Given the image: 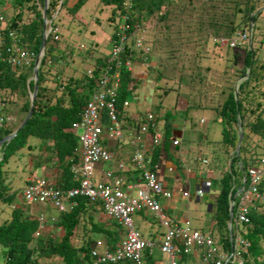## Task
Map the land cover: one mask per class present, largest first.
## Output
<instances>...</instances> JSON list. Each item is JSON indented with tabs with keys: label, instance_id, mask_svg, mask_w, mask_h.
Returning a JSON list of instances; mask_svg holds the SVG:
<instances>
[{
	"label": "trees",
	"instance_id": "16d2710c",
	"mask_svg": "<svg viewBox=\"0 0 264 264\" xmlns=\"http://www.w3.org/2000/svg\"><path fill=\"white\" fill-rule=\"evenodd\" d=\"M26 1H33L31 7L28 8L33 11V20L27 25H20L18 21L21 19V14L19 13L20 15L13 21L6 20L5 26L0 32L5 33L6 43L11 45L16 40V36L14 34L7 36V33L15 30L21 36L25 49L36 55L41 45L43 26L42 15L38 6L43 4V0H15V3L23 11L26 8L23 7V3ZM60 1L50 0L46 12L47 20L52 19ZM68 1L62 0L59 11L65 10L71 15V18L75 19V14L86 0H78L73 5H69ZM101 2L104 7L110 9L113 20L124 17L123 23L128 25L131 33L150 17L156 16L158 21L163 23V29L168 33L166 35L162 33L159 38L153 39L152 52L147 56L138 58L137 55L132 54L130 57L132 60H139L143 63L145 61L151 62L153 53L163 49L173 50L174 58L171 59V63L175 73L170 77L175 81L176 89L170 85H165L166 79L170 78L169 76L150 67L149 73L153 76L154 72L156 74L154 89L157 93L160 91L163 93L161 97L166 96L170 91H175L176 95L187 94L190 109H203L214 113L213 121L218 124L221 133L218 142L219 151L226 152L228 155L233 152L231 172L223 174L221 178L222 187L214 216L215 221L217 220L216 230L220 235V242L226 250H230L231 241L227 231V222L229 219L228 194L231 189L232 178L234 184L240 185L242 172L246 173L250 166V159L247 157L249 155L247 149L249 134L264 142V108L261 107L262 104L259 101L260 98L264 99V61L257 57L258 48L255 47L254 41V37L260 27L263 26L257 25L262 14H255L260 7L258 6L259 0H131L130 6L125 5V0H101ZM251 16L252 24L249 23ZM250 28L252 30L250 49L246 43L242 46L244 50L240 61L239 55L233 54L234 60H238V62L233 63L231 68L230 66L226 68L221 74V81L207 78L206 73L210 70L205 69L206 73H203L200 70L199 62L203 57L200 56V51L203 49L205 51L209 40L213 37L230 39L236 31ZM52 41V36L49 35L45 44V55L38 70V91L34 101L33 114L15 138L0 149V201L3 202L9 203L12 195L8 192L9 183L7 179L9 177L6 175L7 171H2V166L7 162L13 163L14 167L20 164H28L31 156H36L38 160L41 158L40 152L34 153L35 155L31 153L33 146L27 144L30 138L38 139V148L41 149V152L45 153L47 149L55 154L60 164L61 176L53 184L61 188L74 186L71 181L69 158L72 156L75 140L68 130L77 118L80 108L96 87L101 69L105 65V59L97 60L92 80L82 75L79 79L71 80L61 89L56 81L58 72L55 74L52 70L50 72L48 65L56 70L55 66L59 62L65 65V61L71 55L67 53L65 46H58V42ZM125 55L127 56V54ZM65 57L66 59H63ZM31 73L32 68L20 74L11 71L6 55L0 62V96L2 93L8 95L10 104L20 114V122L25 118L29 109L28 92L32 91L33 83L27 84V80ZM120 78L117 110H120L122 102L129 98L130 89L133 92L134 89L140 88V82L134 80L131 73L123 66L120 68ZM242 78L245 79L236 88L235 82ZM48 79V83L56 84L55 87L61 92V95L56 98L53 105H46L45 107L42 100L46 90L45 81ZM196 85L198 87L195 88ZM183 86L187 91L182 92ZM235 90L237 91L236 95ZM192 93H195L196 99H194L195 96H190ZM66 101L68 103L64 104ZM157 106L160 107L161 104ZM43 107L45 108L43 109ZM151 113L156 120L163 122L162 119H165V123L163 122L165 126L163 148L168 155L170 149L168 138L171 136L172 128H174L171 125L174 117H171L172 114L168 112L163 115ZM185 114L187 115L185 120L189 121L190 117L187 113ZM253 116L254 119H252ZM144 120L141 114L139 121ZM238 122L241 123L243 139L239 154L236 156L234 150L238 142ZM16 127L0 130V140L13 132ZM207 154L210 155L209 152ZM218 155L221 158V154ZM251 156L254 157L255 154ZM255 159L256 157H254V161ZM235 163L237 172H239V181L233 173ZM239 164H241V168ZM40 167L41 165L36 166L37 169ZM91 212L94 216L92 206L82 201L72 213L60 216L58 222L55 223V229L58 228L61 232L58 240L52 236L51 231H46L41 238L34 240L32 234L37 226L36 221L21 207L11 209L10 216L0 224V264H46L55 259L60 260L63 264L89 262V245L77 248L72 243V239L83 216L86 215L90 222H93L94 218L90 214ZM99 230L103 231L104 229L98 223H94L91 231L98 232ZM104 231L108 238L107 243L112 244L113 248L118 237L117 231ZM243 236L248 243V255L244 256L243 264H264V213L252 211L248 215V220L244 224ZM46 238L47 240L54 238L55 241L51 240L46 243ZM78 251L82 252L83 260L79 258Z\"/></svg>",
	"mask_w": 264,
	"mask_h": 264
},
{
	"label": "built area",
	"instance_id": "2783aa9c",
	"mask_svg": "<svg viewBox=\"0 0 264 264\" xmlns=\"http://www.w3.org/2000/svg\"><path fill=\"white\" fill-rule=\"evenodd\" d=\"M128 26L119 24L115 33V42L112 48V60L117 58L124 47L132 37L127 35ZM12 34H9L11 36ZM247 39L246 33H238L237 39L227 40L224 38L217 39L216 42L221 46L235 48L243 44ZM134 46L141 47V41L135 39ZM4 35L0 33V56L2 51L8 55L11 64L17 65L26 56L20 47L16 44L7 48L4 47ZM148 49L145 48L144 51ZM118 68L120 62L115 60ZM124 65L131 67V62L126 61ZM112 68H106L102 81L98 88L92 94L90 100L80 113L79 120L73 123L72 128L76 133L81 131L79 136V147L77 155L79 158V168L75 170L74 180L78 181L77 186L66 190L53 189L44 180H36L23 191V199L30 209L37 204L53 205L59 210L64 209V202L74 198H85L96 204L101 203L120 223L126 226L127 239L122 242L120 248L113 256L108 250L104 249L102 253L96 250L92 252L95 258L94 264H107L131 253H139L146 246H150L138 238L136 232L132 229L130 216L134 212H145L155 218L165 230L163 244L166 247L171 246L172 241L183 242L186 246H196L203 251L204 264H225L226 262L240 264L245 254H247V243L242 237L241 227L247 222L251 210L257 209L256 206L264 204V192L260 185L264 179V158L258 160L257 165L251 166L246 176L242 178V190L237 194V200L231 201L234 208V239L230 251H225L210 236L202 235L198 231L189 230V221H186L185 227L178 225L172 219L168 218L163 212L160 199H170L171 193L163 188V166L165 164L163 154H160L157 163L151 160V145L158 147L160 145L162 134L153 117L148 112L145 114V120L135 126L129 144L133 147L132 162L134 167L140 172L139 180L136 182H125L122 180L120 173L125 168L124 165L118 164L115 170L101 171L99 178H96V165L107 163L112 160V154L103 150L101 142L104 137L107 139L118 140L123 137V126L119 121L126 117L125 113L119 114L116 109L118 75L111 74ZM128 105L123 103V107ZM136 119V118H135ZM106 122V125H105ZM3 125V119L0 118V127ZM129 131L130 128H127ZM154 135L151 136L150 132ZM151 136V141L150 137ZM149 138V140H148ZM172 147L179 146L181 140L170 139ZM140 147H138V145ZM203 165H207V160H201ZM167 173L173 175L175 168L169 166ZM178 180L181 181L179 176ZM205 182L196 187L195 198L200 199L204 196L205 189L209 187ZM234 188V187H233ZM175 189L182 194V197L188 198V191L183 190L182 185L176 184ZM135 192L132 194V192ZM231 198V195H229ZM71 208L76 202H70ZM38 222H44V216L38 218ZM98 246L101 244L98 242ZM165 250V249H164Z\"/></svg>",
	"mask_w": 264,
	"mask_h": 264
},
{
	"label": "clouds",
	"instance_id": "9594fccd",
	"mask_svg": "<svg viewBox=\"0 0 264 264\" xmlns=\"http://www.w3.org/2000/svg\"><path fill=\"white\" fill-rule=\"evenodd\" d=\"M12 1L15 2V0H12ZM35 1H37V0H35ZM47 1H48V3H47V9H48L50 0H47ZM76 2H74V4ZM45 3H46V0H43V4L41 6H38V9L40 10L41 15H42L43 26L45 25V31L43 30V26H42V37H43V34H46V40L49 37V35H51L53 39L58 40L59 39V36L57 34V29L55 28V23H54L55 21L53 19L47 20L46 16H45V20L43 19V8L45 6ZM61 3H62V0L59 2V5H58L57 10L55 11L56 14H55L54 17H56V15L58 14L59 9L61 8L60 7L61 6ZM68 4H69V1H68ZM69 5H73V4H69ZM125 5L126 6H130L131 3L128 2L127 0H125ZM9 9H10V7H9ZM47 9H46V12H47ZM80 10L75 14V19H76L77 14L80 12ZM21 12H19V13H21ZM3 18H4L3 14L0 13V22H4L5 23L6 20L4 21ZM13 19H9V20H12L13 21ZM123 20H124V17H121L119 20H116L114 22V20L111 18V21L113 22V31H112L111 39H110V42H111L112 46H110V50H109V53L108 54L105 53V52H103L101 50L100 46H98L96 43L93 42L91 44V45H96V47H97V50L95 52L98 53V57L96 59L97 60H103V59H105V65L101 69L100 78L98 80V83L95 85L96 87L94 88L93 92L89 95V97L85 101L84 105L80 108V111L77 114V118L75 119V121L73 123H75V122H77L79 120L81 111L83 110V108L87 104L88 100H90L92 94L95 92V90L98 88L99 84L101 83L102 78H103V75L106 73V68L111 67L112 68L111 74L117 73V75H118L117 94L119 95L118 90L120 88V81H121V78H120V68L122 66L125 67L127 69V71L129 73H131V75L133 77V68H134L135 64L136 63H139L141 66L143 65V62H141L139 60H138L139 62L136 61V60H132V58L130 57L132 54H135V55L138 56V58H142L140 56V53H143V55H146V53L145 52H142V50L144 51V49L138 50L134 46V42H135L134 40L137 39V35H136V32L137 31L135 29L131 33L130 30H129V27H128V30H127V35L129 37H132V40H130L128 42V44H126V46L124 47V51H122L120 53V55L117 56V58H115L114 60H112V57H111L112 54L111 53H112V48H113V45H114V42H115V33L117 31V28H118L119 24H124L123 23ZM69 21L67 22L68 24H69ZM52 22H53V27H52ZM18 23H20V25H27L28 24V23H22V22H18ZM249 23L252 24L251 23V20H250ZM124 25H126V24H124ZM0 31H2V30L0 29ZM238 33H246L247 39H246V41L243 44H241L240 46H237V47H235L233 49H239V47H242L245 43L248 44V46L250 48L251 39H252V30H251V28L250 29H243V30L236 31V35H234L232 38H230V39L224 38V39H227V40L234 39L235 40V39L238 38ZM1 34L4 35V43H5V46L4 47L5 48H7V47H9L11 45L16 44V45H18L20 47V49L22 50V52H24V54H26V56H24V58L20 61L19 64L13 66L11 64V62L8 60L7 53L5 52V50H3L2 51V54L0 56V62L3 60V56L6 55L7 56V62H8L9 67L11 68V71L15 72L16 74H20L21 72H24V71L28 70L29 68H32V73H31L29 79L27 80V84H29L30 82H32L33 83V88H34L35 78H34L33 72H34V69L37 68V73H38V70L40 68L41 62H42V60L44 58V55H45V46H44V53H43V55H41L40 48H39V52L35 55L33 52L25 49V44H24V42H22L21 36L18 35L15 30L14 31L11 30V31H9L7 33V36H9V34H14L16 36V40L11 45H9V44L6 43L5 33L4 34L1 33ZM217 39H220V38H216L214 40L215 43H217L216 42ZM249 39H250V44H249ZM141 43H142V41H141ZM45 44H46V42H45ZM217 45L219 46L218 43H217ZM85 49H86L85 46H82L81 43H80L79 46H77V54L83 53V51H85ZM78 50H79V52H78ZM67 53H69V52H67ZM125 54H127V56ZM104 56H106L107 58H105ZM79 57L80 56H73V57L71 56L69 59H72V61H74V60H78ZM38 58L40 59V62H39V65H36L35 62H36V60ZM69 59H67L65 62L67 63L69 61ZM116 59L120 62V65H119L118 68H115L116 67V63H115V60ZM97 60L95 62L92 59L88 60V62H86V63L89 64V65L87 66V68L85 70H83V71L81 70L80 71L81 72V75H80V72L76 68H75V72L76 73H67L66 71H63L66 68V67L63 68V66H61L60 72L54 70L53 67H50V65H48V67H49L50 72H51V70H52V72L54 74L56 72H58V74L56 76V81L60 85L61 89H63V86L66 85V84H68V82H70L73 79L64 80L63 76L61 75L62 72H63V74L65 72L66 76H69L70 74H73L75 76L77 74H79L78 76H80V77L82 75H85L89 80H92L93 77H94L93 70L97 66ZM126 61L131 62V67L130 68H127L124 65V63ZM71 62H68V65ZM55 67H57V65ZM37 77H38V74H37ZM66 79H69V78H66ZM133 79L135 80L134 77H133ZM244 79H240L239 81H242ZM37 81H38V79H37ZM37 81H36V85H37ZM129 89H130V87H129ZM37 91H38V88H37ZM32 92H33V89H32V91H29L28 92L29 108H30V103H31L30 102V99L32 97ZM36 95H37V93H36ZM60 95H61V92L59 91V95L57 96V98ZM45 98L46 99H49L47 96ZM130 98H134L135 99V102L133 104L130 103V101H129ZM35 99H36V97H35ZM118 99H119V96H117L116 104L118 102ZM55 100H56V98H55ZM138 100H140V99H137L136 95L133 96V92L130 89V96H129V98H127V100L124 101V102H127L128 105L126 107H123V103L124 102H122L121 109L118 110L119 114H121V112H123L126 115V117L124 119H121L120 116L118 117L119 121L121 122V124L123 126V137L121 139H118V140L107 139L106 137L103 138V140L101 142V146L103 147V150H105L106 152L108 151L109 153H111L113 158H112V160H110L107 163H100V164H97L96 165V170H97L96 171V174H95L96 178H99V174H100L101 171L106 172L107 170H110V169L115 170L117 168L118 164H121L122 163L124 165L125 170L122 173H120L118 176H120L121 178H123L122 180H124L125 182H136V180L137 181L139 180L140 172L137 170V168L134 167V164L132 162L133 147L129 144V142L131 140V136L133 135L132 133L135 130V126L138 125V123L143 122V121H139V117L141 116V114L143 115L144 119H145V114L147 112L152 115V113H151L152 111L150 110V107L152 106V104L143 105L142 106L143 108L140 107V109H139L140 112H137V114H131L128 109H130L132 105L138 106ZM42 101H43V104H44L45 107H46V105H49V101L48 100H44L43 99ZM67 103H68V101L65 104H67ZM144 104H146L145 101H144ZM45 107H43V109ZM28 111H29V109H28ZM33 111H34V102H33ZM165 112H167V111H165ZM5 114H7L8 116L5 115ZM27 114H28V112H27ZM27 114L25 115V118H26ZM32 114H33V112H32ZM31 116H30V118H31ZM152 117H153V115H152ZM0 118L3 119V125L0 127V130H8V129L12 128V126H14V127L17 126L16 129L13 132H11L10 134H8L7 136L12 135L15 132H16V134H15V136H16L17 133L26 125L25 124L22 128L18 129L21 126V124H22V122L24 121L25 118L20 122V114H18L17 109L12 104H10V99H8V95L7 94H4V93H2V96H0ZM153 120H154V122L157 124V126L160 129V133L162 134V139H161L160 145L158 147H153L151 145V147H152L151 148V153H152L151 154V160L153 161V163H157L158 160H159L160 154H163L164 160H165V164L163 166V177H162L163 188L165 190L170 191V193H171L170 199H168V200H166V199H160L159 200L161 206H162V203L163 202L171 200L175 192L178 193L182 197V194L180 192H178L177 189H175V186H176L177 183H179L180 185H182L183 190L188 191L189 197L188 198L182 197L183 199L190 200V199L193 198L197 202L202 201L203 198H204V196L202 198H200V199H196L194 194H195L196 187L199 186V185H201L202 183H205V182H208L210 184L209 187H207V189H205L206 190L205 193L208 192V191H210V189H211V184H212L211 183V180L210 181H207V180H204L201 177L202 175H204L205 173H207L208 170L210 172V168L212 166V163L209 160L210 157L209 156H206L205 154H202L201 153L200 156H198V155H196L194 157L192 156L190 163L187 164L182 159H180L178 155H176V156L173 155V157L175 159H178L179 160V165H175V164L171 163V161L169 159V156L166 154V152L164 151V148H163L164 147V138H165V135H164L165 128H163V127H165V126H162L161 125V121L160 120H156L154 117H153ZM27 121H26V123H27ZM130 121L132 122V125L130 124ZM184 122H186V120ZM73 123H72V125H73ZM203 123L204 122H203V118H202L200 120L199 124H203ZM12 124H14V125H12ZM72 125H71V127H70V129L68 131L74 137L75 147H74V149L72 151V156L69 158V161H70L71 181L74 184V186H72V187H75V186H77L78 181L74 180V174H75V170H77L79 168V158H78V155H77V152L76 151H77V149L79 147V136L81 135V131H77L75 133L73 131ZM105 125H106V122H105ZM127 128H130V130L128 131ZM150 134L152 136V135H154V132L151 131ZM170 134H171V136L168 138V144L170 145V148H178V149H181V146H182V144L184 142V137H185V128L184 129H179V130H176V129L172 128V131H171ZM15 136L13 138H15ZM151 136L149 137L150 138V141H151ZM6 137H4V138H6ZM149 138H148V140H149ZM171 138H173L174 140L175 139L181 140V144L179 146L172 147V144H171L172 141L170 140ZM10 141L3 143L0 146V149H1V147L4 144L9 143ZM27 144L30 145L28 143V141H27ZM140 145L141 144H139L138 147H140ZM128 146H129L130 149L128 151H126L125 148L127 149ZM115 148H119L120 150H124L125 151L123 153V154L126 155V159L125 160H118L117 159L116 153H115ZM31 153L34 154L33 151H31ZM234 154H235V150H234ZM0 157H1V153H0ZM32 157L33 156H31L30 162L28 164H20V165L27 166L26 169H29L30 167L33 168L35 166V163L33 162V164H31ZM261 158H264V157L257 158L255 162H253L252 164H250V166L247 168V171H248V169L251 166L257 165L258 160H260ZM202 159L203 160H207V165H203L201 163V160ZM0 160H1V158H0ZM113 163H114V165H112ZM12 165H13V163L10 166L12 167ZM169 166H172V167L175 168V173L173 175L168 174L167 171H166ZM239 166L241 168V164H239ZM17 167L18 166H16L15 168H17ZM228 168H229V172L227 170V173H230L231 172V162H230V166ZM195 169H197L196 172L194 171ZM247 171H246V173L244 171L242 172V177H241V183H240V185L234 184L233 178H232L231 189H230L229 194H228V214L230 213V209H231L232 215L234 213V208H233V206L230 203H231L232 200L234 202L237 200L236 199L237 198V194L242 190V186H243V184H242V178L244 176H246ZM200 173H201V175H199ZM192 174L195 175V178L197 180H196L195 185H194V194L191 195L190 192H189V189L191 187V184H190V181H189L188 177L190 175H192ZM177 176H179V178L181 179V181L178 180ZM205 176H206V178L209 179V177H207V174ZM165 177H169L170 178V180H171L170 185L164 186V182H165L164 179H165ZM28 178H27L28 180L26 179L25 183L23 182V185H22L23 187H22L21 194H20L21 195V205L19 207H21L24 211H27L29 213V215L31 216V218H33L36 221V223H37V226H36V228H35V230H34V232L32 234V237H33L34 240H38L39 238H41V236L43 234H45L46 231L49 232V230H51L52 228L55 229V227H56L55 226V223L58 222L60 216L67 215V214L72 213L76 208H78L79 204L82 201H84V202H86V203H88V204H90L92 206V208L94 210V214H96V213L97 214H103L105 216V218L109 219V221H113V223L116 226L115 229H114V231L116 230L117 231V234H118L117 240L119 238L118 243L117 244L115 243V245H114L113 248H112V244H108V243L100 240L101 237H100V239H98V238L97 239H94L93 238L94 240L91 239L90 236L93 234V231H92V233L87 234L86 237L81 240V243L80 244H77L78 242L76 244L73 243V241H74V238H73L72 239V243L77 248H81V247H83V246H85L87 244L89 245V248H90L89 249L90 261L89 262H85V263H87V264L88 263L94 264L95 258L92 256V252L95 251V250L97 252H99V253H102V251L104 249H106L110 253H112V255L114 256L116 254V252L120 248H122V246H121L122 245V242L127 239V229H126V226L123 225L122 223H120V221L117 218H115L113 215H111L109 212L107 213L106 209L103 208V206H102L101 203L94 204V203L90 202L88 199H85V198H74V199H72L70 201L67 200V201L64 202V209L63 210H59L58 208H55L53 205H49V204H37L36 206L33 207V209H30L29 206L26 205V203L24 202V199H23V191L30 184H33L36 180H44L53 189L66 190V189H70L72 187H69V188L57 187V186H55L53 184V182L49 178H46L44 176H39V175L34 176L32 174V175H29ZM263 184H264V179L262 180L261 185H260V188H261L262 192H264ZM233 192H234V194H233ZM134 193L135 192L133 191L132 194H134ZM205 193H204V195H205ZM229 195H231V198H229ZM219 196H220V193H219L218 197ZM70 202H76V205L73 208H71ZM13 208H16V206H13ZM256 208L257 209H255V210H251L250 213L252 211L264 213V204H259V205L256 206ZM50 209L56 210L57 211V215H55V216L51 215V212H48ZM162 209H163V206H162ZM163 212L165 213V215L168 218L172 219L174 222H176L180 226L183 225L186 221H189V223H190L189 230L190 231H198L202 235H204V234H210V236L212 237V239L218 245H220L225 251H228V252L230 251V250H226L223 247L222 243L220 242V235L218 234V232L216 230V223H215L216 221L212 223V225H211L210 228H208L206 231L202 232V231L194 228L193 227V224H192V222L190 220H187L186 219L183 223H178L177 221H175L174 218L168 216L164 209H163ZM135 214H137V215L138 214H143L145 217H149L151 219V221H153V224L155 223V224H158L160 226V228L162 229V232H160V234L157 235V237H155L153 234L154 233L156 234L158 232V231H155L153 234H151V236H153V238H149V237L146 238V237L142 236V234L139 233L138 229H136L134 227V223L132 221V216H134ZM41 215L44 216V222L42 224H40L38 222V218ZM214 216H215V212H214ZM80 220H81V217H80ZM130 220H131V224H132V229H133L134 232H136V234L138 235V238L141 241L145 242L146 244H149L150 246H146L139 253H135L134 252V253L128 254L125 257L120 258L119 260H115V261L109 262L107 264H182L184 258L189 257V255H192L194 253L199 254V258H200L201 264H204V262H203V251L200 248H197L196 246H194V247L193 246H191V247L190 246H186L183 242L175 241L174 240V241H172L171 246L166 247L163 244L165 230L161 226V224L155 218H153L150 214L145 213V212H142V211H140V212H134L130 216ZM233 224H234L233 218H232L231 226H229V219H228V222H227V231H228V235H229V240L231 241V245H232V241L234 239V225ZM184 227H185V224H184ZM96 234L102 235L99 231ZM216 234H217V236H216ZM241 234H242V237L244 238V236H243V234H244V225L241 227ZM74 237H75V235H74ZM56 239L58 240L59 238H56ZM117 240H116V242H117ZM45 242L48 243L46 239H45ZM98 242L101 244L100 246L97 245ZM155 252H157V254H159V256H160L159 260H153L152 259V257L155 254ZM78 255H79V258L81 260H83V254H82V252H79L78 251ZM246 255H248V243H247V254H245L244 256H246ZM243 263H244V257H243L242 262L240 264H243ZM46 264H49V263H46ZM225 264H237V263L226 262Z\"/></svg>",
	"mask_w": 264,
	"mask_h": 264
},
{
	"label": "rangeland",
	"instance_id": "374dc122",
	"mask_svg": "<svg viewBox=\"0 0 264 264\" xmlns=\"http://www.w3.org/2000/svg\"><path fill=\"white\" fill-rule=\"evenodd\" d=\"M77 0H70L69 4H72L76 2ZM97 5H92L91 0L85 1L84 5L81 7L80 13H79V19L81 20L83 24H80L79 19H74L71 18V15L69 13H66L65 10L59 11L58 14L59 16L54 17L55 14L53 15L52 19L55 21V28L57 29V34L59 36L58 40H55L52 38V42L57 43L58 46H65V50L70 53V55L73 56H80L78 60L72 61V59H69L68 62H71L68 65V62L65 65H62V63L59 62L56 67V71L60 72L61 66L63 68L66 67V72L67 73H76L75 68L80 72L81 70H85L89 64L86 63L87 60L92 59L94 62L97 60L96 58L98 57V53L95 52L97 50L96 45H91L93 42L96 43L98 46H100L101 50L105 53H109L110 46H112L110 39H111V34L113 31V22L111 21L112 14L110 12L109 8H106L103 6V3H101V0H96ZM128 2L131 3L130 0H127ZM179 1V0H178ZM200 1H205V0H200ZM26 1L23 3V7H26L22 12L20 11L18 5L12 1V0H0V13L3 14L4 16V21L8 19H13L16 18L21 14V21L19 20L18 22L22 23H29L33 19V11L29 10L28 8L31 7L33 4V1L29 2ZM260 11L257 10L255 14L261 13L262 16L259 18V23L257 24L258 26L263 25L260 27L259 31L257 32V35L254 37L255 41V47L258 48L257 50V57L260 58L261 60L264 61V0H259L258 4ZM10 7V9H9ZM58 6L56 7L57 10ZM91 10V11H90ZM96 10V21L93 23L91 20V14L92 11ZM21 12L20 14H18ZM108 20L105 21L102 19L104 15H106ZM70 20V21H69ZM77 20V21H76ZM69 21V24L67 23ZM116 20L114 19V22ZM98 22V25H97ZM162 24L156 16L150 17L148 20H146L143 24H141L137 29H136V35H137V40L142 41L141 47L137 48L138 50H142L147 48V51L145 52L147 56L152 52L153 49V39L155 40L156 38H159L162 33L166 35L168 32L163 29ZM5 26L4 22H0V29H2ZM93 30L94 32L90 31ZM76 37L74 38L71 34ZM236 35V32L234 33ZM101 36L100 41H95L94 38L98 39V37ZM216 37H213L209 40L205 51L204 49L200 51V56H203L202 59L199 62L200 70L203 73L205 72V69L210 70V72L206 73L207 78L210 80L214 79L217 81L222 80L221 74L226 70L228 66L230 68L232 67L233 63L238 62L234 60L233 54L237 53L239 55V61L243 53V47L239 49H233L229 48V46H218L217 43H215ZM56 41V42H55ZM81 43L82 46H85V51L83 53L77 54V46ZM248 45V44H247ZM249 48V46H248ZM250 49V48H249ZM76 52V53H75ZM79 52V50H78ZM205 52V53H204ZM74 54V55H73ZM140 56L143 57V53H140ZM66 57H68L66 55ZM63 58V59H66ZM238 57V56H237ZM153 60L151 62H144L143 65L141 66L142 69H138L139 63H136L137 69L134 70L135 77L138 78V80H142V92L145 95V105L147 104H152L153 106L150 107V110L157 115H163L165 111L168 113L172 114L170 115L171 117H174V119L171 121V125L174 127V129L179 130V129H184L186 128L188 123H195L194 128H199L198 132L190 131L192 135L197 136V138H202L203 140L201 142L197 141V145L190 143V147H192L191 150H188L186 152V157L190 159L192 156H200L202 153V150H205L206 152H209L214 156L215 154H221V165L218 167V169L221 171L220 173L218 172H212L210 171V174H214V177L211 178L213 179V188H216L217 190H221L220 187V181L216 180L217 178L220 177V175L226 174L227 170L229 172V166L231 162V155H228L223 153V151H219L218 147V137L220 136L221 138V133L218 124H216L213 119L215 117L214 113L209 111V110H203V109H190V103L188 102L189 97L187 94H179L176 95L175 91H170L166 96L161 97L163 93L159 92L157 93L155 88V81L154 78L156 76L154 72L153 74L149 73V68L153 67L154 69H158L162 72L165 73L166 76H172L175 73V69L171 63V59L174 58V51L173 50H159V52H155L152 55ZM62 59V58H60ZM177 60V59H174ZM67 65V66H66ZM77 74L76 76H78ZM81 75V72H80ZM153 76V77H152ZM212 78V79H211ZM244 79V78H242ZM239 81V80H238ZM238 81L235 82V87ZM165 85H170L173 89H176V83L171 77L169 79H166ZM198 87V85L195 86V88ZM187 91L185 86L182 87V92ZM160 95V96H159ZM190 96H195V93L190 94ZM197 97L195 96L194 99ZM130 103H134L135 99L130 98L129 99ZM260 103L262 104V108H264V99L260 98L259 99ZM67 102V101H66ZM161 104L160 107L157 105ZM162 107V108H161ZM161 108V109H160ZM129 111L135 110V108L132 106ZM186 110H188L186 112ZM190 117L189 121H185V119ZM7 115V114H5ZM174 115V116H173ZM8 116V115H7ZM264 117V116H263ZM200 118H203V124H199ZM254 119V116L252 117ZM163 122L165 123V119H162ZM192 121V122H190ZM161 121V125L164 126V123ZM14 125V124H12ZM14 127V126H12ZM165 128V127H163ZM189 132V133H190ZM207 135V136H206ZM194 138V137H193ZM205 145H204V143ZM247 149L249 151V155L247 157L250 159V164L256 161L257 158L264 157V142L263 140L260 141L259 139L252 135L249 134V139L247 142ZM26 150V149H24ZM201 150V151H200ZM125 151L120 150L119 148H115V153L116 157L118 160H125L126 155L123 154ZM255 154L254 157H256L254 161V157L251 155ZM34 158L31 160V164H33ZM12 163L7 162L4 164L1 168L2 171H7L6 175L9 177L7 181H9V188L8 192L11 194H14L10 197L9 203L0 201V224L7 218L10 206L12 207L13 205L19 206L21 202V190H22V185L23 183L20 181H17L15 185H20V186H13L12 179L15 178L16 176L19 177V174L22 172L19 171V174L16 169H13L10 165ZM15 168V167H14ZM211 170V168H210ZM25 173H27V169H25ZM38 173V172H36ZM233 173L239 181V172H237L236 168V163L233 166ZM190 183V177L188 178ZM22 183V184H21ZM170 184H167L166 181L164 182V186H167ZM190 194H194V185L193 183L191 184V187L189 189ZM176 194H174V197ZM175 208L173 210V216H176L175 221L178 223H183L187 218L190 219V221L193 224V227L196 228L197 222H201L204 218L206 219L208 216H210L208 210H207V204L202 200L200 202H195L193 199L187 200V199H182V201L179 204H176ZM172 208V209H173ZM181 211V214L178 213ZM48 212H51V215L55 216L57 215V211L54 209H50ZM89 213V212H88ZM92 217L94 218L93 222H90L88 217L83 216L81 220V224L78 227V229L75 232V238L77 244L81 243V240L86 237L87 234L92 233L91 227L94 223L98 222L99 215L94 214L91 212ZM132 221L134 223V227L138 229L139 233L142 235L145 233L143 229L145 228H138L139 226V221L137 214L132 216ZM217 222V220H216ZM215 222V223H216ZM145 223H149V221H145ZM149 225V224H148ZM151 225V232L154 233L155 231H162L160 226L158 224H153V221L150 222ZM57 231L55 232V229L52 228L49 230V232H52V236L59 238L61 235V232L56 229ZM97 232H93V234L90 236L92 239H97L101 235L96 234ZM148 234V233H147ZM217 236V234H216ZM47 240V238H46ZM53 241L54 238H48L49 241ZM55 241V240H54ZM160 256L155 252L153 255L152 259L153 260H159ZM49 264H63L60 260L55 259L54 261H49ZM87 264V263H85Z\"/></svg>",
	"mask_w": 264,
	"mask_h": 264
},
{
	"label": "crops",
	"instance_id": "0c3cea01",
	"mask_svg": "<svg viewBox=\"0 0 264 264\" xmlns=\"http://www.w3.org/2000/svg\"><path fill=\"white\" fill-rule=\"evenodd\" d=\"M91 3H92V5H94V4L97 5V1L96 0H91ZM72 4H74V3H72ZM79 13L76 16V19H79ZM96 15H97L96 10H93L92 14H91V20H92L93 23L96 21ZM102 19L105 20V21L108 20L107 13H106V15H104L102 17ZM80 22H81V20H80ZM80 24L82 25V28H83L82 22ZM97 25H98V22H97ZM90 31L94 32L93 30H90ZM74 38H76V37H74ZM94 39H95V41H100L101 40V36H99L98 39H96V38H94ZM86 62H88V60ZM138 67H136V64H135V66L133 68V77L135 78V80L140 81V80H138V78L135 77V74H134V70L135 69H137V68L138 69H142L141 65H138ZM63 71H66V68ZM61 75L63 76L64 80L79 79V77H80V76H75L73 74H70L69 76H66L65 72H64V74L62 72ZM66 78H69V79H66ZM48 81H49V79L47 81H45L46 90L44 91V93H45V96H47L49 99H46L45 96L43 97V99L44 100H48L49 101V105H53L55 103V98H57V96L59 95V91L55 87L56 84L48 83ZM141 85H142V80L140 81V86ZM141 88H142V86H141ZM141 88H139L137 90L136 89L133 90V96L136 95L137 99H140V100H138V106L132 105L135 108V110H131L130 111L131 114H137V112H140L139 111L140 107L143 108L142 106L145 105L144 101H145V95L146 94H144L142 92ZM52 119H54V118H52ZM201 119L202 118H200V120ZM200 120H199V122H200ZM190 122H192V121H190ZM130 124L132 125L131 121H130ZM194 126H195V123H193V125H192V123L187 124V126L185 128L184 142H183V144L181 146V149L170 148L168 150V152H169L168 156H169V159H170L171 163H173L175 165H179V160L175 159L173 157V155L174 156L178 155L179 158L182 159L187 164L190 163L191 158L188 159L186 157V155H185L188 150L192 149V147H190V143H193V144L197 145V141L201 142L203 140L202 139L203 137L200 139V138H197L196 134H195V136L191 134L190 131H194V132H198L199 131V129L198 128H194ZM218 140L220 141V136L218 137ZM28 143L33 146L31 151H33L34 153L40 152L41 158H39V160H38V158L36 156L32 157V159L34 158L35 166L33 168L30 167L29 169H27V173H25V169L27 168V166L20 165L17 168H14L15 165L13 164L12 168L16 169L18 174H19V171L22 172L21 174H19V177L16 176L15 178L12 179L13 186L14 187L20 186V185H15V183L17 181L25 183V181L28 178V176L32 175V174L34 176H36V175L44 176L46 178H49L52 182L57 181V179L60 178V176H61V169H60V164L58 163L57 158L55 157V154L53 152L47 150V149L45 150V153L41 152V149L38 148V146H39L38 139L31 138V139L28 140ZM129 149H130L129 146L127 147V149L125 148L126 151H128ZM207 153L208 152H206L205 150H202V154L208 155ZM208 156L210 157L209 160L212 163L211 170H210L211 173L212 172L220 173L221 171L218 169V167L221 165L222 159L219 157L218 154H215L214 156H212V154H210ZM217 156L219 157V159H218ZM37 165H41V167L37 169L36 168ZM112 165H114V163ZM196 170L197 169H195L194 171L196 172ZM36 172H38V173H36ZM206 174H207V177H209V179L206 178V176H205ZM199 175H201V173ZM214 175H215V173L214 174H210V172L208 170L207 173H205L204 175L201 176L204 180H207V181L211 180V183H212L210 191L206 192L205 195H204V198H203V201L207 204V210H208L210 216H208L206 219L204 218L201 222H197V224H196V229H198V230H200L202 232H204L208 228H210L212 223L215 222L214 212H215L216 206L218 204V195H219L220 191L217 190L216 188H213V183L216 182V181H214L211 178H213ZM189 177H190V180H191L190 184L193 183V185H195V182L197 180L195 178V175L192 174ZM221 177H222V175H220V177L216 179V180L220 181V187H222V185H221L222 184L221 183ZM164 180L166 181L167 184L171 183V180H170L169 177H165ZM7 182L9 183V181H7ZM174 194H176V196L174 197V195H173L171 200L163 202L162 206H163V209L165 210V212L167 213V215L175 219L176 216H173V210L175 208H173V207H175L176 204H179L182 201L183 198L176 192ZM11 195H14V194H11ZM20 197H21V195H20ZM193 200L195 202H197L195 199H193ZM20 205H21V202H20ZM13 206H15V205H13ZM13 206H12V208H13ZM19 206H16V208H19ZM12 208L10 206L7 218L10 216ZM178 213L181 214V211H179ZM97 215H99V219H98L97 223L101 227H103L104 230H107L106 232H108V231L109 232H113L115 227H116L115 224L113 223V221H109V219L105 218V216L103 214H97ZM137 217H138V221H139L138 222L139 223L138 228H145V229H143L145 233L142 236H144L146 238L147 237L153 238V236H151V234H153L151 232V225H150L151 219L149 217H145L143 214H138ZM146 220L149 221V223H145ZM187 220H190V219L187 218ZM104 230L103 231L99 230V232L102 233V235L100 236L101 239H100V237L98 239H100V240H102V241L107 243V239L108 238H107V235L105 234ZM159 234H160V231H158L156 234L154 233L153 235L155 237H157V235H159ZM118 241H119V238H118L116 244L118 243ZM73 243H75V244L77 243L75 237H74ZM88 264H91V263H88ZM182 264H201V261H200V258H199V254L194 253L192 255H189V257H186V258L183 259Z\"/></svg>",
	"mask_w": 264,
	"mask_h": 264
},
{
	"label": "water",
	"instance_id": "95a60500",
	"mask_svg": "<svg viewBox=\"0 0 264 264\" xmlns=\"http://www.w3.org/2000/svg\"><path fill=\"white\" fill-rule=\"evenodd\" d=\"M47 3L48 1L46 0V3H45V6L43 8V19L45 20V16H46V9H47ZM261 9H264V8H261ZM260 11V10H258ZM252 19V16L250 18V20ZM43 30L45 31V25L43 26ZM45 42H46V34H43V37H42V41H41V45H40V50H41V55H43L44 53V46H45ZM249 44H250V39H249ZM39 62H40V59L38 58L35 62L36 65H39ZM37 68L34 69V72H33V75H34V78H35V82H34V88H33V92H32V97L30 99V108H29V111H28V114L26 116V118L24 119V121L22 122L21 126L18 128H22L25 124H26V121L30 118V116L32 115V112H33V102L35 100V97H36V93H37V85H36V81L38 79L37 77ZM241 81H239L237 84H236V88L238 87V84L240 83ZM237 91L235 90V95H236ZM238 129H239V133H238V142H237V146L235 148V155L238 156L239 154V151H240V147H241V144H242V139H243V132H242V128H241V123L238 122ZM16 132L13 133L12 135H9L7 136L6 138L2 139L0 141V146L5 143V142H8L10 141L14 136H15ZM232 218H233V215H232V212H231V209H230V213H229V226H231V223H232Z\"/></svg>",
	"mask_w": 264,
	"mask_h": 264
}]
</instances>
